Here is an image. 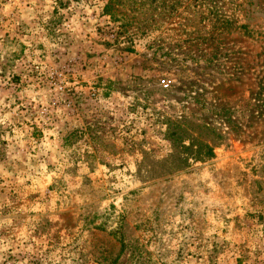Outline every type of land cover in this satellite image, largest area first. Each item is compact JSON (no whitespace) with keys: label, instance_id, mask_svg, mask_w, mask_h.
<instances>
[{"label":"rangeland","instance_id":"374dc122","mask_svg":"<svg viewBox=\"0 0 264 264\" xmlns=\"http://www.w3.org/2000/svg\"><path fill=\"white\" fill-rule=\"evenodd\" d=\"M109 1L0 0V264H264V0Z\"/></svg>","mask_w":264,"mask_h":264},{"label":"trees","instance_id":"16d2710c","mask_svg":"<svg viewBox=\"0 0 264 264\" xmlns=\"http://www.w3.org/2000/svg\"><path fill=\"white\" fill-rule=\"evenodd\" d=\"M130 6L132 11H140L142 10V7L145 5L143 2H139L137 0H110L108 4L105 6V15H108L111 17L112 22L116 23L119 32H117V35H121L122 32L124 31L127 26L131 25V22L133 20L129 21V19H125L127 15H123V17H119L116 14V9L118 7H126ZM118 23H121L118 24ZM194 146V145H193ZM204 149H206V153H204ZM195 153L197 154L196 159L197 160H202L203 158L206 157H213V149L209 146H198Z\"/></svg>","mask_w":264,"mask_h":264}]
</instances>
